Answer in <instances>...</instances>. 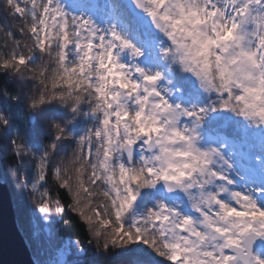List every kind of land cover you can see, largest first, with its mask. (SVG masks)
<instances>
[{"label": "snow or ice", "instance_id": "obj_1", "mask_svg": "<svg viewBox=\"0 0 264 264\" xmlns=\"http://www.w3.org/2000/svg\"><path fill=\"white\" fill-rule=\"evenodd\" d=\"M5 161L54 264H264V0H0Z\"/></svg>", "mask_w": 264, "mask_h": 264}, {"label": "water", "instance_id": "obj_2", "mask_svg": "<svg viewBox=\"0 0 264 264\" xmlns=\"http://www.w3.org/2000/svg\"><path fill=\"white\" fill-rule=\"evenodd\" d=\"M32 261L15 220L8 187L0 180V264H32Z\"/></svg>", "mask_w": 264, "mask_h": 264}, {"label": "rangeland", "instance_id": "obj_3", "mask_svg": "<svg viewBox=\"0 0 264 264\" xmlns=\"http://www.w3.org/2000/svg\"><path fill=\"white\" fill-rule=\"evenodd\" d=\"M5 171V170H4ZM11 179V184H10V189L8 188L9 190V193H10V196H11V201H12V204H13V209H14V215H15V220H16V223H17V226L21 232V234L23 235L28 247H29V250H30V253L32 255V258L33 260H43L42 262H44V264H47V262L51 261L54 262L57 261L59 259V247H60V242H58V246L56 249L54 248H51L49 249V252H47V250H42V246H41V243L42 241L38 240V239H34L32 240L33 241V245H30L27 238H26V235L22 229V226H23V222H21V218L23 217L24 218V213H23V209H24V206L22 205V199H23V189H20L18 186L14 185L15 182L14 180L12 179V176H9L8 173L6 172H3L2 170H0V180L2 182H4L6 184V186L8 187L9 185V180ZM8 184V185H7ZM13 191H15V196L13 194ZM17 195V198L16 197ZM22 205V206H21ZM23 207V209H22ZM39 215H31L30 219L31 221H33V225L35 223V226L39 225L42 229V231L45 232V234L47 233L46 231L48 230L49 228V225H48V222L43 220L41 218V215L38 217ZM39 221V222H37ZM34 228H32V231H33ZM31 231V232H32ZM34 233V231H33ZM33 235L31 234V237ZM48 240V239H46ZM32 247V248H31ZM49 253V254H48ZM40 258V259H39Z\"/></svg>", "mask_w": 264, "mask_h": 264}, {"label": "trees", "instance_id": "obj_4", "mask_svg": "<svg viewBox=\"0 0 264 264\" xmlns=\"http://www.w3.org/2000/svg\"><path fill=\"white\" fill-rule=\"evenodd\" d=\"M0 170L8 173L9 176H12V179L15 182L14 185L18 186L16 184L15 177L12 175L11 162L10 161L0 162ZM10 181H11V179L9 180V185L7 184L9 189H10V184H11ZM23 192H24V194H23V199H22V205L24 206V209H23V207H22V209H23V213L25 215H24V218L23 217L21 218V222H23L22 229H23V231L26 235V238H27L30 245L34 244L32 240H34L36 238V239L42 241V243H41L42 248L41 249L45 250V251L47 250V252H49V249H51V248L56 249L57 248V246H58L57 243L61 242V239L67 240L69 236H71L73 239H75V235L73 233H68L65 229H63V225L61 222V224L55 226L56 230L60 233V239H53L51 242H49V238H48L47 233L45 234V232L41 230L42 228L39 225L35 226V223L33 225V221L29 220L31 215L35 214V215L40 216V214L36 211L34 205L31 203L32 197H31L30 193L26 190H23ZM13 194L15 196V191H13ZM15 198L18 199L17 195ZM37 222H39V221H37ZM32 228H34L33 229L34 233L32 231ZM31 234L33 235L32 237H31ZM46 239H48V240H46Z\"/></svg>", "mask_w": 264, "mask_h": 264}]
</instances>
